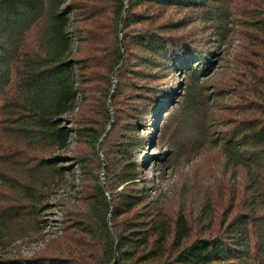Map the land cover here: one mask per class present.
<instances>
[{
  "label": "trees",
  "instance_id": "16d2710c",
  "mask_svg": "<svg viewBox=\"0 0 264 264\" xmlns=\"http://www.w3.org/2000/svg\"><path fill=\"white\" fill-rule=\"evenodd\" d=\"M217 1L0 0V187L19 205L0 215V250L49 231L32 256L0 264H264V0L246 23L260 68L248 63L243 104L215 142L234 182L185 212L133 154L160 98L139 80L179 70L193 82L215 55H198L186 18L169 14L216 15ZM205 106L195 97L185 111L208 118ZM68 184L48 226L47 203Z\"/></svg>",
  "mask_w": 264,
  "mask_h": 264
},
{
  "label": "rangeland",
  "instance_id": "374dc122",
  "mask_svg": "<svg viewBox=\"0 0 264 264\" xmlns=\"http://www.w3.org/2000/svg\"><path fill=\"white\" fill-rule=\"evenodd\" d=\"M214 5L220 10L216 15L208 9H204L207 15L192 11L169 14L186 18L187 27L183 33L198 55L205 51L209 55L215 54L209 59L210 72L192 82L184 72L169 70L163 76L141 79L138 84L153 88L157 83L163 89L158 87L156 93L161 98L156 104V113L146 115L134 132L138 145L133 154L141 165L142 177L152 181L168 202L185 212H195L203 207L201 203L207 201L203 192H209L213 197L224 180L234 182L235 172L224 168L220 146L215 142L222 144L220 138L227 130V123L236 119V107L243 104V85L249 80L250 72L248 63L253 62L259 68L261 63V53L252 40L257 34L246 27L250 15L260 12L259 2L219 0ZM213 17L217 19L211 20ZM221 17L224 19L223 38H218L217 21ZM114 87H117L116 80ZM195 97L199 103H205L208 118L198 110L185 111L187 102ZM119 130L123 132L124 129ZM99 153L103 156L100 145ZM242 176L243 173L238 172L236 182H240ZM67 192H71L69 184L50 197L47 203L50 208L43 214L48 226L55 225V220L62 217L61 207L54 206ZM11 206L19 205L0 187V215ZM48 233L46 230L43 234L21 235L10 246L1 249L0 255L4 258L30 257L44 247Z\"/></svg>",
  "mask_w": 264,
  "mask_h": 264
},
{
  "label": "water",
  "instance_id": "95a60500",
  "mask_svg": "<svg viewBox=\"0 0 264 264\" xmlns=\"http://www.w3.org/2000/svg\"><path fill=\"white\" fill-rule=\"evenodd\" d=\"M116 262V261H115Z\"/></svg>",
  "mask_w": 264,
  "mask_h": 264
}]
</instances>
